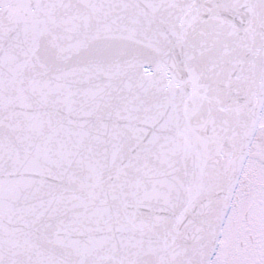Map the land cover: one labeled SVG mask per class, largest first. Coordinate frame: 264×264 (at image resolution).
<instances>
[{"label": "snow or ice", "instance_id": "6c2138e0", "mask_svg": "<svg viewBox=\"0 0 264 264\" xmlns=\"http://www.w3.org/2000/svg\"><path fill=\"white\" fill-rule=\"evenodd\" d=\"M0 264H264V0H0Z\"/></svg>", "mask_w": 264, "mask_h": 264}]
</instances>
